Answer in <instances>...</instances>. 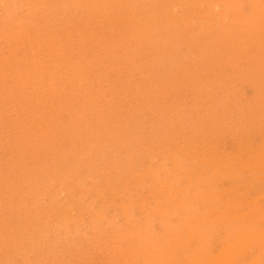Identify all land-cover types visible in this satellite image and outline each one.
Instances as JSON below:
<instances>
[{"label": "rangeland", "instance_id": "obj_1", "mask_svg": "<svg viewBox=\"0 0 264 264\" xmlns=\"http://www.w3.org/2000/svg\"><path fill=\"white\" fill-rule=\"evenodd\" d=\"M262 55L264 0H0V264H264Z\"/></svg>", "mask_w": 264, "mask_h": 264}, {"label": "bare ground", "instance_id": "obj_2", "mask_svg": "<svg viewBox=\"0 0 264 264\" xmlns=\"http://www.w3.org/2000/svg\"><path fill=\"white\" fill-rule=\"evenodd\" d=\"M179 1H180V0H179ZM195 2H196V1H195ZM198 2H199V1H198ZM257 2H258V1H257ZM262 2H263V1H262ZM169 3H170V2H169ZM258 3H259V2H258ZM179 4H180V3H179ZM219 4H220V3H219ZM197 5H198V4H197ZM217 5H218V4H217ZM260 5H261V4H260ZM195 6H196V5H195ZM210 6H211V5H210ZM175 7H176V6H175ZM185 7H186V6H185ZM201 8H202V7H201ZM224 8H225V7H224ZM218 9H219V8H218ZM240 10H241V9H240ZM175 11H176V10H175ZM199 11H200V9H199ZM228 11H229V10H228ZM221 12H222V11H221ZM255 15H256V13H255ZM256 16H257V15H256ZM204 17H206V16H204ZM207 17H208V16H207ZM225 17H226V15H225ZM189 18H190V17H189ZM240 18H241V17H240ZM151 19H152V18H151ZM243 19H244V18H243ZM172 20H173V19H172ZM194 20H195V19H194ZM190 21H191V20H190ZM225 21H226V20H225ZM248 22H249V21H248ZM225 23H227V21H226ZM251 23H252V21H251ZM227 24H229V23H227ZM260 25H261V24H260ZM241 26H242V25H241ZM256 26H257V23H256ZM159 27H160V26H159ZM213 28H214V27H213ZM250 28H251V27H250ZM3 29H4V28H3ZM207 30H208V28H207ZM241 31H242V30H241ZM163 32H164V31H163ZM258 33H259V32H258ZM225 35H226V34H225ZM169 37H170V36H169ZM223 39H224V38H223ZM172 40H173V39H172ZM223 42H224V41H223ZM249 42H250V41H249ZM170 43H171V42H170ZM225 43H227V42H225ZM254 43H255V42H254ZM237 45H238V44H237ZM242 46H243V45H242ZM239 47H240V46H239ZM244 48H245V47H244ZM170 50H171V49H170ZM238 50H239V49H238ZM238 50H237V51H238ZM240 50H241V49H240ZM228 51H229V50H228ZM256 51H257V50H256ZM235 52H236V51H235ZM175 53H176V52H175ZM227 53H228V52H227ZM238 54H239V53H238ZM164 56H165V55H164ZM215 56H216V55H215ZM262 56H264V55H262ZM166 57H167V56H166ZM255 57H256V56H255ZM260 57H261V56H260ZM162 60H163V59H162ZM238 61H239V60H238ZM249 62H250V61H249ZM258 64H259V63H258ZM249 66H250V65H249ZM263 67H264V66H263ZM263 72H264V71H263ZM257 73H258V72H257ZM222 74H223V73H222ZM155 77H156V76H155ZM220 77H221V76H220ZM252 79H253V78H252ZM250 80H251V79H250ZM236 82H237V81H236ZM263 83H264V82H263ZM237 85H238V84H237ZM256 92H257V91H256ZM257 94H258V93H257ZM172 100H173V99H172ZM252 101H253V100H252ZM231 105H232V104H231ZM255 105H256V104H255ZM228 107H229V106H228ZM164 110H165V109H164ZM252 114H253V113H252ZM197 117H198V116H197ZM253 119H254V118H253ZM256 120H257V119H256ZM235 123H236V122H235ZM235 123H234V124H235ZM207 124H208V123H207ZM254 125H255V124H254ZM245 127H246V126H245ZM231 129H232V128H231ZM233 129H234V128H233ZM263 129H264V128H263ZM210 130H211V129H210ZM241 130H242V129H241ZM256 130H257V129H256ZM259 130H260V129H259ZM226 131H227V130H226ZM234 132H235V131H234ZM239 133H240V132H239ZM218 135H219V134H218ZM222 135H224V134H222ZM222 135H221V136H222ZM236 136H237V135H236ZM246 136H247V135H246ZM147 137H148V136H147ZM210 139H211V138H210ZM211 140H212V139H211ZM200 141H201V140H200ZM250 141H251V140H250ZM116 143H117V142H116ZM164 143H165V142H164ZM204 143H205V142H204ZM240 143H241V142H240ZM135 144H136V143H135ZM142 144H143V143H142ZM146 144H148V143H146ZM172 144H173V143H172ZM197 144H198V143H197ZM246 144H247V143H246ZM248 144H249V143H248ZM250 144H251V143H250ZM186 145H187V144H186ZM256 145H257V144H256ZM193 146H194V145H193ZM201 146H202V145H201ZM208 146H209V145H208ZM220 146H221V144H220ZM226 146H227V145H226ZM249 146H250V145H249ZM249 146H248V147H249ZM257 146H258V145H257ZM194 147H195V146H194ZM199 147H200V146H199ZM125 148H126V147H125ZM221 148H222V147H221ZM252 148H253V147H252ZM160 149H161V148H160ZM181 149H182V148H181ZM189 149H190V148H189ZM205 149L207 150V148H205ZM219 149H220V148H219ZM213 150H214V149H213ZM215 150H216V149H215ZM222 150H223V149H222ZM255 150H256V149H255ZM127 151H128V150H127ZM192 151H193V150H192ZM195 151H196V150H195ZM208 151H209V149H208ZM219 151H220V150H219ZM101 152H102V151H101ZM156 152H157V150H156ZM182 152H183V151H182ZM228 152H229V151H228ZM129 153H130V152H129ZM153 153H154V152H153ZM176 153H177V152H176ZM205 153H206V152H205ZM210 153H211V152H210ZM217 153H218V152H217ZM241 153H242V152H241ZM243 153H244V152H243ZM161 154H163V151H162ZM223 154H224V153H223ZM251 154H252V153H251ZM251 154H250V155H251ZM142 155H143V154H142ZM177 155H178V154H177ZM239 155H241V154H239ZM76 156H77V155H76ZM185 156H186V155H185ZM252 156H253V155H252ZM175 157H176V155H175ZM235 157H236V156H235ZM245 157H247V156H245ZM250 157H251V156H250ZM176 158H177V157H176ZM176 158H175V159H176ZM211 158H212V157H211ZM240 159H241V158H240ZM240 159H239V160H240ZM247 159H248V158H247ZM253 159H254V158H253ZM168 160H169V159H168ZM193 160H194V159H193ZM215 160H216V159H215ZM237 160H238V159H237ZM239 160H238V161H239ZM249 160H250V159H249ZM221 161H222V160H221ZM224 161H225V160H224ZM235 161H236V160H235ZM253 161H254V160H253ZM126 162H128V161H126ZM193 162H194V161H193ZM193 162H192V163H193ZM132 163H133V162H132ZM176 163H177V162H176ZM176 163H175V165H176ZM189 163H190V162H189ZM231 163H232V162H231ZM235 163H236V162H235ZM245 163H246V162H245ZM172 164H173V163H172ZM193 164H194V163H193ZM220 164H222V162H221ZM220 164H218V165H220ZM249 164H250V163H249ZM114 165H115V164H114ZM122 165H123V164H122ZM158 165H159V164H158ZM173 165H174V164H173ZM233 165H235V164H233ZM233 165H231V166H233ZM159 166H162V165L160 164ZM177 166H178V165H177ZM198 166H199V165H198ZM202 166H203V165H202ZM110 167H111V166H110ZM140 167H141V166H140ZM184 167H185V166H184ZM189 167H190V166H189ZM195 167H196V166H195ZM195 167H194V168H195ZM211 167H212V166H211ZM233 167H234V166H233ZM107 168H108V167H107ZM147 168H148V167H147ZM158 168H159V167H158ZM164 168H165V167H164ZM177 168H178V167H177ZM194 168H193V169H194ZM223 168H224V167H223ZM258 168H260V167H258ZM263 168H264V167H263ZM96 169H97V167H96ZM129 169H130V168H129ZM139 169H140V168H139ZM156 169H157V168H156ZM170 169H171V168H170ZM204 169H205V168H204ZM204 169H203V170H204ZM234 169H235V168H234ZM238 169H239V168H238ZM245 169H246V168H245ZM255 169H256V168H255ZM255 169H254V171H255ZM97 170H98V169H97ZM113 170H114V169H113ZM131 170H132V169H131ZM153 170H155V169L153 168ZM231 170H232V169H231ZM251 170H252V169H251ZM94 171H95V170H94ZM110 171H111V170H110ZM242 171H243V170H242ZM256 171H257V170H256ZM154 172H157V170H155ZM185 172H186V171H185ZM230 172H231V171H230ZM238 172H239V171H238ZM260 172H261V171H260ZM102 173H103V172H102ZM179 173H180V172H179ZM212 173H213V172H212ZM214 173H215V172H214ZM261 173H262V172H261ZM100 174H101V173H100ZM158 174L160 175V172H159ZM230 174H231V173H230ZM230 174H229V175H230ZM155 175H156V173H155ZM219 175H221V174H219ZM229 175H228V176H229ZM231 175H234V174H231ZM188 176H189V175H188ZM193 176H194V175H193ZM116 177H117V176H116ZM157 177H160V178H161V176H157ZM203 178H204V177H203ZM216 178H217V177H216ZM216 178H215V179H216ZM224 178H225V176H224ZM229 178H230V177H229ZM239 178H240V177H239ZM241 178H242V177H241ZM138 179H139V178H138ZM155 179H156V178H155ZM155 179L153 178V180H155ZM161 179H162V178H161ZM234 179H235V178H234ZM109 180H110V179H109ZM139 180H140V179H139ZM142 180H143V177H142ZM144 180H145V179H144ZM156 180H157V179H156ZM191 180H192V179H191ZM194 180H195V179H194ZM211 180H212V179H211ZM225 180H226V178H225ZM227 180H228V179H227ZM236 180H237V179H236ZM195 181H196V180H195ZM112 182H113V181H112ZM179 182H180V181H179ZM191 182H192V181H191ZM223 182H224V181H223ZM225 182H226V181H225ZM229 182H230V180H229ZM153 183H154V182H153ZM160 183H161V181H160ZM216 183H217V182H216ZM154 184H156V183H154ZM194 184H195V183H194ZM199 184H200V183H199ZM205 184H206V181H205ZM250 184H251V183H250ZM158 185H159V184H158ZM153 186H154V185H153ZM156 186H157V185H156ZM166 186H167V185H166ZM211 186H213V185H211ZM216 186H217V185H216ZM216 186H215V188H216ZM154 187H155V186H154ZM184 187H185V186H184ZM244 187H245V186H244ZM244 187H243V188H244ZM191 188H192V187H191ZM199 188H200V186H199ZM203 188H204V187H203ZM248 188H249V187H248ZM148 189H149V188H148ZM150 189H151V188H150ZM162 189H164V188H162ZM162 189H161V191H162ZM189 189H190V188H189ZM216 189H217V188H216ZM153 190H154V189H153ZM157 190H158V189H157ZM175 190H176V189H175ZM175 190H174V191H175ZM212 190H213V189H212ZM259 190H260V189H259ZM155 191H156V190H155ZM161 191H160V193L163 192V191H162V192H161ZM185 191H187V190H184V192H185ZM206 191H207V190H206ZM248 191H249V189H248ZM248 191H247V192H248ZM164 192H165V191H164ZM166 192H167V191H166ZM215 192H216V191H215ZM228 192H229V191H228ZM245 192H246V191H245ZM147 193H148V192H147ZM167 193H168V192H167ZM167 193H166V194H167ZM186 193H187V192H186ZM188 193H189V192H188ZM188 193H187V194H188ZM235 193H236V192H235ZM155 194H156V193H155ZM163 194H164V193H163ZM169 194H170V193H169ZM173 194H174V192H173ZM187 194H186V196H187ZM149 195H151V194H149ZM149 195H148V196H149ZM157 195H159V194H157ZM191 195H192V194H191ZM207 195H208V194H207ZM215 195H217V194H215ZM219 195H221V194H219ZM154 196H155V195H154ZM179 196H180V195H179ZM205 196H206V195H205ZM213 196H214V195H213ZM112 197H113V196H112ZM118 197H119V196H118ZM122 197H123V196H122ZM141 197H142V196H141ZM151 197H152V196H150V198H151ZM155 197H157V196H155ZM161 197H162V196H161ZM245 197H246V196H245ZM103 198H104V197H103ZM153 198H154V197H153ZM163 198L165 199V195H164ZM166 198H167V197H166ZM218 198H219V197H218ZM130 199H131V198H130ZM157 199H158V198H157ZM168 199H169V198H168ZM257 199H258V198H257ZM261 199H263V198H261ZM180 200H181V199H180ZM224 200H226V199H224ZM224 200H223V201H224ZM128 201H129V200H128ZM140 201H142V200H140ZM156 201H157V200H156ZM158 201H161V200L158 199ZM219 201H220V200H219ZM236 201H237V200H236ZM130 202H132V199H131ZM164 202H165V201H164ZM176 202H181V201H176ZM239 202H241V201H239ZM259 202H260V201H259ZM259 202H258V203H259ZM143 203H144V201H143ZM154 203H155V202H154ZM168 203H169V202H168ZM170 203H171V202H170ZM172 203H173V202H172ZM224 203H225V202H224ZM234 203H235V202H234ZM234 203H233V205H234ZM244 203H245V202H244ZM145 204H146V203H145ZM159 204H160V203H159ZM179 204H180V203H179ZM184 204H185V203H184ZM222 204H223V203H222ZM241 204H242V203H241ZM248 204H249V203H248ZM139 205H140V204H139ZM167 205H168V204H167ZM170 205H171V204H169V206H170ZM172 205H173V206H176L175 204H172ZM177 205H178V204H177ZM209 205H210V204H209ZM231 205H232V204H231ZM261 205H262V203H261ZM140 206H141V205H140ZM148 206H149V205H148ZM154 206H155V205H154ZM156 206H158V205H156ZM169 206H168V207H169ZM181 206H182V205H181ZM185 206H186V205H185ZM221 206H222V205H221ZM126 207H127V206H126ZM133 207H134V206H133ZM171 207H172V206H171ZM191 207H192V206H191ZM207 207H208V206H207ZM207 207H206V208H207ZM245 207H246V206H245ZM245 207H244V208H245ZM114 208H115V207H114ZM121 208H122V207H121ZM127 208H128V207H127ZM178 208H179V207H178ZM219 208H220V207H218V209H219ZM238 208H239V207H238ZM240 208H242V207H240ZM250 208H251V207H250ZM163 209H164V208H163ZM165 209H168V208L165 207ZM220 209H221V208H220ZM259 209H261V208H259ZM73 210H74V208H73ZM102 210H103V209H102ZM116 210H117V209H116ZM127 210H128V209H127ZM194 210H195V209H194ZM213 210H214V209H213ZM231 210H233V209H231ZM69 211H70V210H69ZM147 211H148V210H147ZM155 211H156V210H155ZM159 211H160V209H159ZM164 211H165V210H164ZM190 211H192V210H190ZM209 211H210V210H209ZM148 212H149V211H148ZM72 213H73V212H72ZM123 213H124V212H123ZM150 213H151V212H150ZM155 213H156V212H155ZM155 213H154V214H155ZM162 213H163V212H162ZM211 213H212V212H211ZM229 213H230V212H229ZM231 213H232V212H231ZM244 213H245V212H244ZM246 213H247V212H246ZM84 214H85V213H84ZM147 214H148V213H147ZM214 214H215V213H214ZM248 214H249V213H248ZM155 215L157 216L158 214H155ZM197 215H198V214H197ZM207 215H208V214H206V216H207ZM246 215H247V214H246ZM118 216H119V215H118ZM118 216H117V217H118ZM191 216H192V215H191ZM209 216H210V215H209ZM120 217H121V216H120ZM145 217H146V216H145ZM158 217H159V215H158ZM250 217H252V216H250ZM183 218H184V217H183ZM231 218H233V217H231ZM117 219H118V218H117ZM125 219H126V218H125ZM128 219H129V218H128ZM132 219H133V218H132ZM132 219H131V221H132ZM206 219H207V218H206ZM206 219H205V221H208V220H206ZM233 219H234V218H233ZM254 219H255V218H254ZM200 220H201V219H200ZM213 220H214V219H213ZM135 221H137V220H135ZM197 221H198V220H197ZM232 221H233V220H232ZM239 221H240V220H239ZM241 221H242V220H241ZM137 222H138V221H137ZM217 222H218V221H217ZM217 222H216V223H217ZM221 222H223V221H221ZM221 222H220V223H221ZM252 222H253V221H252ZM252 222H251V223H252ZM189 223H190V222H189ZM220 223H219V224H220ZM227 223H228V222H227ZM238 223H239V222H238ZM217 224H218V223H217ZM217 224H216V225H217ZM236 224H237V223H236ZM103 225H104V224H103ZM238 225H239V224H238ZM245 225H246V224H245ZM258 225H259V224H258ZM211 226H212V225H211ZM230 226H232V225H230ZM230 226H229V227H230ZM246 226H247V225H246ZM254 226H255V225H254ZM98 227H99V226H98ZM131 227H132V226H131ZM209 227H210V226H209ZM133 228H134V227H133ZM242 228H243V227H242ZM250 228H251V227H250ZM211 229H212V228H211ZM235 230H236V229H235ZM243 230H244V229H243ZM189 231H190V230H189ZM206 231H207V230H206ZM237 231H238V229H237ZM254 231H255V230H254ZM261 231H262V230H261ZM203 232H204V230H203ZM210 232H211V231H210ZM212 232H213V231H212ZM212 232H211L210 234H212ZM118 233H119V232H118ZM256 233H257V232H256ZM122 234H123V233H122ZM202 234H203V233H202ZM206 234H207V233H206ZM226 234H227V233H226ZM86 235H87V234H86ZM113 235H114V234H113ZM218 235H219V234H218ZM243 235H244V234H243ZM245 235H246V233H245ZM250 235H251V234H250ZM205 236H206V235H205ZM211 236H212V235H211ZM232 236H233V234H232ZM234 236H235V235H234ZM238 236H239V235H238ZM252 236L254 237V235H252ZM252 236H251V237H252ZM263 236H264V235H263ZM134 237H135V236H134ZM188 237H189V236H188ZM191 237H192V236H191ZM229 237H230V236H229ZM260 237H261V236H260ZM113 238H114V237H113ZM122 238H123V237H122ZM206 238H208V237H206ZM221 238H222V237H221ZM209 239H210V238H209ZM224 239H225V237H224ZM238 239H239V238H238ZM257 239H258V238H257ZM119 240H120V239H119ZM121 240H122V239H121ZM186 240H187V238H186ZM188 240H189V239H188ZM127 241H128V240H127ZM131 241H133V240H131ZM195 241H196V239H195ZM208 241H209V240H208ZM230 241H231V240H230ZM259 241H261V240H259ZM115 242H116V241H115ZM128 242H129V241H128ZM188 242H189V241H188ZM206 242H207V241H206ZM209 242H210V241H209ZM218 242H219V241H218ZM247 242H250V241H247ZM193 243H194V242H193ZM211 243H212V242H211ZM230 243H231V242H230ZM236 243H237V242H236ZM252 243H253V242H252ZM258 243H259V242H258ZM176 244H177V243H176ZM188 244H189V243H188ZM191 244H192V243H191ZM120 245H121V244H120ZM180 245H181V244H180ZM209 245H210V244H209ZM212 245H213V244H212ZM255 245H256V244H255ZM117 246H118V245H117ZM175 246H176V245H175ZM178 246H179V245H178ZM187 246H189V245H187ZM191 246H192V245H191ZM206 246H207V245H206ZM222 246H223V245H222ZM234 246H235V244H234ZM119 247H120V246H119ZM169 247H170V246H169ZM176 247H177V246H176ZM180 247H181V246H180ZM235 247H237V246H235ZM263 247H264V245H263ZM115 248H116V247H115ZM207 248H208V247H207ZM209 248H210V247H209ZM217 248H218V247H217ZM232 248H233V247H232ZM240 248H241V246H240ZM246 248H247V245H246ZM99 249H100V248H99ZM201 249H202V248H201ZM205 249H206V248H205ZM210 249H211V248H210ZM210 249H209V250H210ZM102 250H103V249H102ZM135 250H136V249H135ZM184 250H185V249H184ZM207 250H208V249H207ZM209 250H208L207 252H209ZM211 250H212V249H211ZM219 250H220V249H219ZM227 250H228V249H227ZM229 250H231V249H229ZM254 250H255V249H254ZM116 251H117V250H116ZM119 251H120V250H119ZM119 251H118V253H119ZM221 251H222V250H221ZM224 251H225V250H224ZM122 252H123V251H122ZM237 252H238V251H237ZM127 253H128V252H127ZM213 253H214V252H213ZM115 254H116V253H115ZM115 254H114V255H115ZM196 254H197V253H196ZM210 254H211V253H210ZM221 254H222V253H221ZM221 254H220V255H221ZM231 254H232V253H231ZM222 255H223V254H222ZM247 255H248V252H247ZM204 256H205V255H204ZM206 256H207V255H206ZM210 256H211V255H210ZM210 256H209V257H210ZM233 256H235V255H233ZM244 256H245V255H244ZM63 257H64V256H63ZM202 257H203V256H202ZM231 257H232V256H231ZM244 258H245V257H244ZM129 259H130V258H129ZM220 259H221V258H220ZM211 260H212V259H211ZM221 261H222V260H221ZM235 261H236V260H235ZM216 262H217V261H216ZM233 262H234V261H233ZM246 262H247V261H246ZM26 263H27V262H26ZM220 263H221V262H220ZM238 264H239V263H238ZM251 264H252V263H251Z\"/></svg>", "mask_w": 264, "mask_h": 264}]
</instances>
